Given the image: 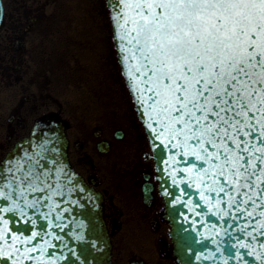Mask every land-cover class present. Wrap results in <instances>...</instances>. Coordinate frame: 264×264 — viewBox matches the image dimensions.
<instances>
[{
	"label": "snow or ice",
	"instance_id": "6c2138e0",
	"mask_svg": "<svg viewBox=\"0 0 264 264\" xmlns=\"http://www.w3.org/2000/svg\"><path fill=\"white\" fill-rule=\"evenodd\" d=\"M115 7L121 59L160 163L174 185H185L180 192L197 190L217 223L232 228L228 220L243 219L236 230L256 243L236 236L229 247L264 264V0H117ZM54 151L42 145L0 165L3 264H55L47 249L62 237L45 229L66 227L53 221L69 211L57 212L56 198L73 189L58 158L46 155ZM28 209L48 221L41 231H31L37 219ZM229 259L244 256L230 253L224 264Z\"/></svg>",
	"mask_w": 264,
	"mask_h": 264
},
{
	"label": "flooded vegetation",
	"instance_id": "af4514ba",
	"mask_svg": "<svg viewBox=\"0 0 264 264\" xmlns=\"http://www.w3.org/2000/svg\"><path fill=\"white\" fill-rule=\"evenodd\" d=\"M57 2L2 0L0 163L29 134L37 118H62L71 166L104 198V219L113 244L111 264H178L163 215L155 163L124 82L111 28L116 57L113 75L84 84L91 111L97 108L98 116L88 126L75 123L55 103L47 81L54 83L60 67L77 65L73 54L65 52L66 46L52 44L49 37L55 33L50 25L62 13L55 8ZM104 61L108 63L109 58Z\"/></svg>",
	"mask_w": 264,
	"mask_h": 264
},
{
	"label": "water",
	"instance_id": "95a60500",
	"mask_svg": "<svg viewBox=\"0 0 264 264\" xmlns=\"http://www.w3.org/2000/svg\"><path fill=\"white\" fill-rule=\"evenodd\" d=\"M116 4L117 0H107L111 12L114 41L139 119L145 128L144 120L146 117H142L139 111L140 106L136 102L131 82L126 75V69L121 59L124 54L120 51V42L117 39L118 29L113 19L119 11L115 7ZM2 21L3 5L0 0V26ZM132 63H135V61H132ZM146 133L156 162L159 188L165 205L163 214L170 226V237L173 241L177 262L179 264H224V258L229 257L230 253H235L237 256L243 255L248 264H259V261H255L253 257L245 255L247 249L229 247V245L236 243V236H242L249 243H256V241H252L251 238L236 230L245 221L243 219L239 221L228 220V223L232 224V228H228V224L224 221L217 223L219 217L212 216L211 212L206 213L207 205L199 200L196 189H185L183 193L180 192V189L185 188V185L180 184L177 187L172 183L171 178L168 176L167 163H160L157 155L159 149L153 147L147 130ZM68 144L64 122L56 116L45 115L35 121L29 135L15 144L0 165L6 160L13 158L20 160L22 157L34 155L42 145L54 148V152L46 153V155H55L58 158L60 165L67 172L68 177L71 178L68 187L72 188L73 191L65 197L56 198L61 203V208L57 209V212L65 208L69 211L63 212V219L60 221H55L53 215L54 223L66 225L63 230L51 226L45 229V231L54 232L62 237V240L59 241L52 239V243L56 244L57 247L48 248L45 258L55 259V264H111L112 242L104 220V198L71 167L68 158ZM64 182L67 183V178H64ZM79 189H83V191ZM181 200L185 203L178 202ZM188 200L192 201V205L186 203ZM197 202L202 207L196 206ZM27 211L29 216H34L37 219V225L31 231H41L42 225L47 224L48 221L40 219L39 214L35 213L34 209H28ZM40 211L46 212L47 209L42 206ZM10 215L8 214L6 218ZM15 219L19 221V217ZM225 229H227V232H225ZM13 230L17 235L21 234L19 225L15 226ZM248 230L251 231V229ZM29 234V232H23L25 236ZM48 239H51V237H48ZM260 240L264 241V237H260ZM213 241H216V243H213ZM257 248L259 250V245H257ZM212 253H215V259H204ZM34 255H39V253H34ZM244 260L229 259L228 264H244ZM0 264H3V262L0 261ZM25 264H34V262L26 261ZM131 264L138 263L132 262Z\"/></svg>",
	"mask_w": 264,
	"mask_h": 264
},
{
	"label": "rangeland",
	"instance_id": "374dc122",
	"mask_svg": "<svg viewBox=\"0 0 264 264\" xmlns=\"http://www.w3.org/2000/svg\"><path fill=\"white\" fill-rule=\"evenodd\" d=\"M57 3L59 6L55 8L62 13L50 25L55 28V33L49 34V37L53 38L52 44L62 42L66 46L65 52L69 56L73 54L77 65L69 63L68 67H60V73L54 75V83L47 81V85L51 87L55 103L63 115L75 123L88 126L98 116L96 114L99 110L93 108L91 111L90 94L84 84L87 80L92 83L93 80L98 81L101 75L109 78L113 75L112 62L116 63L115 50L110 41L111 33L108 30L111 28L109 12L105 0H59ZM106 38L109 44H106ZM101 57L103 61L100 62ZM107 57L108 63L104 61Z\"/></svg>",
	"mask_w": 264,
	"mask_h": 264
}]
</instances>
